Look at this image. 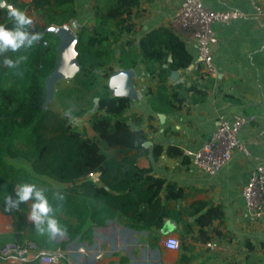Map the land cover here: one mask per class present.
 I'll use <instances>...</instances> for the list:
<instances>
[{
	"label": "crops",
	"instance_id": "0c3cea01",
	"mask_svg": "<svg viewBox=\"0 0 264 264\" xmlns=\"http://www.w3.org/2000/svg\"><path fill=\"white\" fill-rule=\"evenodd\" d=\"M84 1L88 0H75L79 26L84 25L82 14L87 12ZM181 1L141 0L139 9L135 10L136 34L133 37L139 40L160 27L173 29L171 23ZM5 2L19 10L27 4L19 5L18 0ZM89 2L93 14L95 0ZM203 3L214 11L237 9L246 14L244 19L213 25L218 37L214 49L217 77L205 79L201 76L197 46L185 43L193 63L188 69L179 70L175 81L171 73L166 85L190 87L198 83L204 95L189 92L182 104L175 103L179 109L156 110L149 101L156 93L158 77L150 75L145 66L140 65L134 69L133 103L127 113L142 119L143 124L138 128L148 136L144 144L147 153L139 154L137 166L151 168L152 176L165 181L160 193L161 203L171 209L173 216L165 219L161 229H146L126 221L119 212L112 210L103 216L106 221L103 226L88 219L80 234L50 239L37 234L27 221L29 202L24 204L27 206L25 213L18 210L19 216L0 210V247L7 242L30 239L45 252L58 256L57 264H264V218L257 220L248 214L242 195L256 165H264V17H258L254 7L255 3L264 8V0H203ZM99 7L106 13L105 0L100 1ZM29 16L34 25H46L38 23L33 14ZM8 19V10L0 6V24ZM91 22L94 23L93 18ZM110 89L114 95L118 94L117 87ZM249 115L256 116V122L244 125L239 134L249 155L235 151L231 161L213 175L194 166L191 153L210 139L221 120L233 121L238 116ZM88 128L87 136L94 137ZM155 146L162 147L157 158L153 155ZM168 150L170 156L166 153ZM8 162L16 167L19 159H8ZM33 176L49 183L56 191L69 187L48 177ZM86 180L104 186L98 173L89 175ZM169 184L172 189L167 199ZM176 192L181 194L178 198L173 197ZM200 203L208 205L193 216ZM210 208L219 209L223 218L222 222L216 219L210 227H204L211 237L207 241L206 236H200L201 226L195 220ZM61 217L68 219L64 215ZM70 223L72 228L77 225L76 216L70 217ZM169 236L181 240L178 250L165 248L164 242ZM208 243L215 245L209 247ZM0 264L8 263L0 256Z\"/></svg>",
	"mask_w": 264,
	"mask_h": 264
},
{
	"label": "trees",
	"instance_id": "16d2710c",
	"mask_svg": "<svg viewBox=\"0 0 264 264\" xmlns=\"http://www.w3.org/2000/svg\"><path fill=\"white\" fill-rule=\"evenodd\" d=\"M100 1L95 0L91 29L84 25L76 28L78 33L89 32L87 42L79 36L77 51L82 68L74 78L82 89L93 94L90 107H95L97 100V108L87 121L94 137L79 132L61 112L43 107L47 97L45 82L57 67L60 44L55 35L52 34L57 42L46 37L45 34H49L46 29L77 20L75 0H32L35 9L45 5L51 7L48 23L32 28L42 35V40L27 51L6 54L13 59L20 54L26 55L27 59L17 69L4 66L3 57H0V210L19 216L18 210H3L5 196L17 184L27 183L30 178L37 179L33 174L51 178L69 186L56 191L44 183L41 188L45 189L49 202L59 208L57 219L70 237L80 234L88 219L98 226L105 225L103 216L112 210L119 212L126 221L146 229H161L165 219L173 216L171 209L161 203L160 193L165 181L152 176L151 168L137 166L139 154L147 153L144 144L148 136L138 128L143 124L142 119L127 114L133 99L114 95L108 84L109 78L117 70L144 65L150 75L158 77L156 93L149 102L152 108L165 112L179 109L175 103L182 104L187 93L204 95L205 92L198 83L190 87L166 85L173 71L186 70L192 65L193 57L185 42L169 27L155 29L139 40L133 37L136 34L135 10L139 9L141 0H105L106 13L101 12ZM27 6L23 4L20 10L24 11ZM108 20L123 25L128 35L118 47L112 43L104 46L107 39L101 29ZM4 25L11 27V21L6 20ZM153 152L157 158L162 147L155 146ZM166 153L170 156V150ZM8 159L26 162L33 174L15 167ZM94 173L99 174L104 186L86 180ZM81 178L83 182L79 181ZM171 189L172 186L167 185V199H170ZM56 192L64 195V201L58 203L54 199ZM180 195L176 192L173 197ZM200 205L193 216L208 204ZM19 209L25 213L27 206L21 204ZM72 216L77 218L74 228L70 223ZM222 218V212L217 208L200 214L195 220L201 226L200 236H206L209 241L211 237L207 236L204 227H210L216 219L222 222Z\"/></svg>",
	"mask_w": 264,
	"mask_h": 264
},
{
	"label": "built area",
	"instance_id": "2783aa9c",
	"mask_svg": "<svg viewBox=\"0 0 264 264\" xmlns=\"http://www.w3.org/2000/svg\"><path fill=\"white\" fill-rule=\"evenodd\" d=\"M256 15L264 17V8L254 3ZM246 18L237 9L214 11L206 7L203 0H182L172 20V28L185 43H195L198 49L200 73L203 78H216L218 69L214 63V49L218 37L213 30L216 23L228 24ZM46 44V43H45ZM256 122V116H238L233 121L221 120L210 139L201 148L191 153L194 166L208 174L217 173L227 165L235 151L249 155L240 141L239 134L244 125ZM83 182L84 179L79 180ZM246 211L257 220L264 218V165H256L251 178L242 190ZM215 244L208 243L209 247ZM169 250H178L181 240L169 236L164 242ZM0 256L8 264H57L58 256L45 252L30 239L22 242L11 241L0 247Z\"/></svg>",
	"mask_w": 264,
	"mask_h": 264
},
{
	"label": "clouds",
	"instance_id": "9594fccd",
	"mask_svg": "<svg viewBox=\"0 0 264 264\" xmlns=\"http://www.w3.org/2000/svg\"><path fill=\"white\" fill-rule=\"evenodd\" d=\"M8 17L11 21V27L0 24V57H3V65L9 69H17L27 57L26 55H17L14 59L6 54L21 53L32 49L42 40L39 32L32 31L34 20L24 11L8 6ZM63 116L73 120L71 109L66 110ZM54 199L59 203L64 201L62 193H54ZM30 204V211L26 217L37 234L47 236L50 239L63 237L67 234L66 227L62 226L57 219L58 207H54L45 194V189L38 187L33 183L17 184L11 193H8L4 199V211L13 212L20 208L21 204Z\"/></svg>",
	"mask_w": 264,
	"mask_h": 264
},
{
	"label": "rangeland",
	"instance_id": "374dc122",
	"mask_svg": "<svg viewBox=\"0 0 264 264\" xmlns=\"http://www.w3.org/2000/svg\"><path fill=\"white\" fill-rule=\"evenodd\" d=\"M18 3L19 5H21L22 3H27L28 7L25 11L29 12V15L33 14L35 20L38 21V23H48L47 19L51 14V7L49 5H45L39 8V10L33 7L31 0H18ZM84 3V9H86L87 12L85 11V13L82 14V22L84 26H87V28L91 29L92 25H94V23L91 22L93 18V14H91L90 8L91 4L89 0L86 2L84 1ZM46 6H48V8H46ZM71 24L72 22L67 23V25ZM101 30L107 39V42L104 44V46L112 43L113 45H116L115 47H118V45H122L128 38V35L125 32V27L121 24H118L117 21L108 20L107 22H105V26ZM76 34L78 38L81 37L82 41L87 42L89 34L88 31H80L78 33V31L76 30ZM45 35L49 40L57 42L56 38L52 34ZM57 94H60V96H57ZM92 95V93H88L86 92V90L82 89L79 82L75 78H64L56 84L55 98L53 101H51V103L48 104L47 108L53 111L61 112L62 114L66 110L71 109L72 116L74 117V119L71 120L73 126L82 134L89 135L87 121L90 115L93 114L95 110V107H93V105L92 107H90V99ZM16 167L21 169L25 168L26 171H30V173L32 174L29 165L20 159L19 162L16 163ZM30 179L31 181H28L27 183L36 184L38 187H41L44 183H47L35 178Z\"/></svg>",
	"mask_w": 264,
	"mask_h": 264
},
{
	"label": "water",
	"instance_id": "95a60500",
	"mask_svg": "<svg viewBox=\"0 0 264 264\" xmlns=\"http://www.w3.org/2000/svg\"><path fill=\"white\" fill-rule=\"evenodd\" d=\"M0 6L8 10V6L11 5L6 3L5 0H0ZM78 26L79 22L75 20L71 25H52L46 29L47 33L53 34L59 39L60 44L57 47L59 53L57 67L47 77L45 82V88L47 91V97L43 106L45 109H47L48 104L55 98L56 84L64 78H74L81 72L82 67L78 61L79 53L77 51L79 38L76 34V28ZM179 74V71H173L171 79L173 81L177 80ZM135 75L136 73L134 69L116 71L109 78V86L118 88L117 96L131 97L134 92L133 81Z\"/></svg>",
	"mask_w": 264,
	"mask_h": 264
}]
</instances>
